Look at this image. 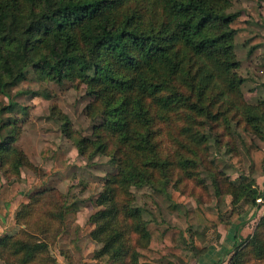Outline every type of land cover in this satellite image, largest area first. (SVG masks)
I'll return each mask as SVG.
<instances>
[{"label":"trees","instance_id":"trees-1","mask_svg":"<svg viewBox=\"0 0 264 264\" xmlns=\"http://www.w3.org/2000/svg\"><path fill=\"white\" fill-rule=\"evenodd\" d=\"M231 8V0H0V95L25 79L26 68L31 66L58 85L85 84L88 94L98 102L89 107L91 117L102 119L94 140L78 136L66 117L63 126L80 154L89 160L108 156L117 166V174L108 178L98 199V205L105 209L91 218L95 226L92 239L103 245L97 260L110 264H189L185 246L190 245L194 258L199 259L210 252L208 230L221 225L230 229L240 219L241 214L233 212L226 220L199 203L188 212L190 238L165 221H143L138 209H128L121 223L118 194H130L132 188L166 190L174 161L161 152L157 124L173 112H186L187 117L191 112L211 123L220 122L221 127L226 125L225 132L232 123L237 128L244 124L246 131L241 137L252 172L264 176V148L254 137V133L262 135L264 128V99L256 105L245 100L241 90L245 79L237 72L240 63L234 45L237 36L247 38L254 52L264 46V36H252L250 23L242 20L240 13L229 12ZM185 130L186 134L193 132ZM192 135L196 144L207 142L200 132ZM17 138L12 133L10 144L0 143L1 168L8 167L17 176L0 185V202L9 205L21 196L15 225L8 227L0 218L7 232L0 237V261L59 264L47 255L51 234L46 223L41 226L44 234L39 231L43 236L37 239L28 219L35 215L36 206L47 203L43 205L45 215L59 220L63 230L60 240L75 252L79 250V205L56 199L58 192L44 187L52 171L37 183L30 175L22 176V168L31 162L15 147ZM178 161L182 170L193 174L190 169L196 161L188 157ZM231 161L244 170L242 159L234 156ZM24 183L27 187L35 183L40 189L24 192ZM225 194L233 205L244 200L255 210L260 209L259 200L264 201V192L252 176L242 175L240 184ZM172 200V212L188 201L177 190ZM54 204L60 205L57 211L46 210ZM0 214L7 215L1 205ZM246 224L239 221L236 226V242L227 253L233 254L229 264H247L251 255L264 260V213L255 233L243 239L241 231ZM196 225L202 230L196 231ZM132 234L139 235L136 244Z\"/></svg>","mask_w":264,"mask_h":264},{"label":"rangeland","instance_id":"rangeland-1","mask_svg":"<svg viewBox=\"0 0 264 264\" xmlns=\"http://www.w3.org/2000/svg\"><path fill=\"white\" fill-rule=\"evenodd\" d=\"M231 1L232 8L229 12L240 13L241 19L250 23L252 36H264V3L257 4L248 0ZM234 45L236 59L240 63L237 72L245 79L241 86L242 93L249 104L256 105L264 99V46L251 52L247 38L239 36L236 37ZM26 74L25 79L11 85L0 95L2 119L0 143L11 140L12 133L18 135L14 145L31 162V166L22 168V176L30 175L37 183L49 173L48 171H52V176L44 187L56 190L58 198L54 197L62 202L78 203L76 225L79 227L77 233L79 250L74 252L66 242L60 240L63 230L56 217L45 215L43 205L47 203L42 202L35 207V215L30 216L27 222L31 227L30 231L33 236L36 235V238L40 239V235L44 234L41 226L46 223L51 234V238L47 240L49 247L47 255L55 257L59 264H110L105 263V259L101 261L96 259V254L101 251L103 245L92 239L91 234L95 226L92 225L91 218L105 209L98 205V199L105 191L108 178L117 174V166L108 156L98 155L89 160L86 155L80 154L63 130L66 117L69 126L78 136L94 140L95 128L101 124L102 119L99 116L91 117L89 107L98 102L88 94L87 86L81 82L58 85L36 72L31 66H27ZM188 115L189 117L186 112H173L168 120L158 122L162 141L161 152L174 161L166 190L150 187L132 188L130 194L126 192L118 194L119 207L122 208L119 215L121 223L125 222L124 215L128 209H138L143 221L153 219L165 221L190 238L189 230L192 231V228L188 223V212L201 203L209 211L220 213L226 220L233 212L241 213L249 223L245 228L249 227L250 230H247L246 237L243 238L247 239L255 233L263 216L264 201L259 203L261 211H255V215L250 216V209L251 212L255 210L253 207L244 200L233 205L232 198L225 194L232 186L237 187L240 184L242 175L254 177L260 183V192H264V176L252 172V164L243 145L241 135L246 128L244 124L237 128L232 123L225 132V124L221 127L220 122L211 123L191 112ZM185 129L193 132L186 134ZM195 132L205 135L207 142L196 144L192 138V133ZM254 137L264 148V128L262 135L254 133ZM193 152H196V155ZM234 156L244 161L243 171L231 161ZM185 157L197 162L190 169L192 175L182 170L178 163V160ZM9 178L16 179V172L9 170L8 167L2 169L0 164V185ZM35 183L31 187L24 183L23 191L36 193L40 187ZM174 190L179 191L188 201L186 204H179L176 211L172 212L170 207L173 203ZM59 207V204L57 206L54 204L46 210L57 211ZM19 228L22 227L18 226L17 229ZM194 229L201 231L202 226L196 225ZM131 238L133 244L139 242V235L133 237L132 234ZM208 241L209 237L207 243ZM188 252L194 257L190 245L185 246L184 254L188 255ZM247 264H264V260H258L251 255Z\"/></svg>","mask_w":264,"mask_h":264},{"label":"crops","instance_id":"crops-1","mask_svg":"<svg viewBox=\"0 0 264 264\" xmlns=\"http://www.w3.org/2000/svg\"><path fill=\"white\" fill-rule=\"evenodd\" d=\"M258 185L260 186L259 182ZM20 199L21 196L9 205H5L3 202H0V205L5 207L7 210V215L0 214V218L8 227L15 225V214L19 208L18 203ZM255 211L259 212L261 210H254L251 212L250 209V216L255 215ZM242 216L243 215L241 214L240 219L236 223H233L230 229H227L225 225H221L217 229L208 230L206 233V236L209 237L207 247H209L210 252L199 259L192 257L188 252V255H185L188 256L190 260L189 264H229L233 254L228 255L227 253L233 248L236 242V226L239 221H245L247 223V219H244ZM246 225L248 226L249 223ZM247 230H250L249 227L245 228L244 226L241 231L242 238L246 237ZM6 233V230L0 225V237ZM184 234L185 237H187L186 233ZM221 260L222 262H220ZM0 264H4V262L0 261Z\"/></svg>","mask_w":264,"mask_h":264},{"label":"built area","instance_id":"built-area-1","mask_svg":"<svg viewBox=\"0 0 264 264\" xmlns=\"http://www.w3.org/2000/svg\"><path fill=\"white\" fill-rule=\"evenodd\" d=\"M259 201H263V200H259Z\"/></svg>","mask_w":264,"mask_h":264}]
</instances>
